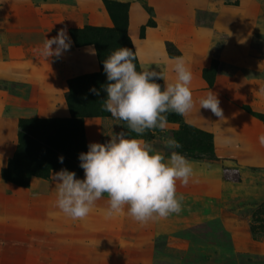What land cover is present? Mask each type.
Listing matches in <instances>:
<instances>
[{
  "label": "rangeland",
  "instance_id": "rangeland-1",
  "mask_svg": "<svg viewBox=\"0 0 264 264\" xmlns=\"http://www.w3.org/2000/svg\"><path fill=\"white\" fill-rule=\"evenodd\" d=\"M107 2L128 6L118 18L120 23L127 18L137 71L150 68L162 72L168 83L174 82L175 58L185 57L164 34L166 24L177 32L188 33L193 43L194 56L185 60L193 73L190 87L194 108L184 116L166 113V130L146 132L143 139L170 157L171 151L177 149L165 148L162 140L175 139L178 131L190 128L198 133V139L192 142L205 146L211 142L205 134L213 135L217 155L214 137L225 133L222 119L216 120L211 110L200 108L199 103L212 91L247 118L234 127L250 138L246 151L258 150L260 138L264 136V0H0V28L14 29L22 24L45 22L65 30L68 11L87 9L97 15V10H103L110 17ZM152 22L155 27L148 26ZM106 45L107 42H101L102 65L117 50ZM102 71L91 88L98 90L99 95L91 89L85 94V103H94L83 106L89 115L83 120L88 150L90 144H106L122 132L127 136L132 134L124 121L114 119L103 110V100L107 98L104 88L109 81L104 67ZM165 83L163 80V87ZM0 90L9 91L10 110L32 108L40 98L35 80L7 76L1 71ZM243 107L260 114L263 120L251 116ZM21 119L32 118L0 117V169H5L10 159L1 147L7 146L10 152L14 150ZM234 145L233 152L241 154V145ZM219 155L217 162L186 158L193 176L186 186L177 181V196H183L182 211L166 219L153 220L150 235L144 228L134 233L136 244L150 245L152 264H264V167L241 166L235 158ZM224 168L238 170L239 182L226 181ZM39 179H34L28 188L0 181V264H98L97 238L93 233H97L94 231L97 218L93 213L97 203L87 218L78 220L79 225L57 207L58 181ZM42 182L44 186L38 184ZM107 199L105 195L100 201L107 202ZM48 209L53 211L47 214ZM50 221L55 222L56 228L49 227ZM240 222H245L249 237H243L240 232L242 238H236L229 231ZM77 230L79 235L83 234L81 243L74 241ZM249 244L252 250L242 251ZM117 252L114 249L110 257L102 255L106 258L104 264H126L123 253L117 256ZM136 252L140 251L135 249Z\"/></svg>",
  "mask_w": 264,
  "mask_h": 264
},
{
  "label": "clouds",
  "instance_id": "clouds-1",
  "mask_svg": "<svg viewBox=\"0 0 264 264\" xmlns=\"http://www.w3.org/2000/svg\"><path fill=\"white\" fill-rule=\"evenodd\" d=\"M69 47L70 38L61 29L56 37L45 39L42 51L46 57L59 56ZM135 59L132 49L121 47L104 60L109 83L104 88L107 98L103 100V110L114 119L124 121L136 135L128 138L127 133L122 132L112 136L106 144H90L89 150L79 156L83 179H77L75 172L68 170H61L52 177L58 181L57 207L71 219L87 218L96 202L105 195L107 217L126 209L132 219L146 224L182 211L183 196H177V181L185 186L189 183L193 176L190 162L176 151L166 157L143 136L157 129L165 131L166 113L184 116L194 108L190 87L193 73L188 62L177 57L172 66L175 80L168 83L160 71L150 68L137 71ZM158 79L166 82L163 88L156 82ZM91 91L99 95L95 88ZM199 103L200 108L222 117L219 99L212 91ZM260 140L264 143V136ZM162 142L170 150L182 147L171 137ZM59 161L63 163V157Z\"/></svg>",
  "mask_w": 264,
  "mask_h": 264
},
{
  "label": "crops",
  "instance_id": "crops-1",
  "mask_svg": "<svg viewBox=\"0 0 264 264\" xmlns=\"http://www.w3.org/2000/svg\"><path fill=\"white\" fill-rule=\"evenodd\" d=\"M68 14L69 21L66 22L64 28H66L65 31L70 38V47L59 56L46 57L42 51L45 39L56 37L60 30L63 29L58 25L39 22L18 25L14 29L4 27L5 29L3 28V30L0 28V33L3 34H0V71L7 76L35 80L40 89V98L37 102L35 101L32 108H19L17 110L9 109V91L0 90L1 118H16L19 116L21 118L39 119L70 118L71 112L66 99L69 92V80L101 71L95 46L77 47L71 37L70 29H81L87 25L112 28L113 22L111 18L103 10H97L96 15L90 13L87 9H78L77 11L73 9L72 11H68ZM96 16L97 19L95 18ZM163 30L170 41L175 43L182 51L185 59L187 58L186 60L194 56L193 43L188 33L184 34L179 32V30L178 33L173 26L167 24L163 26ZM52 47L55 49L57 46L54 44ZM219 102L223 116L218 118L214 114V117L216 120L222 119L221 122L224 126L222 132L225 133L221 137H214L217 155L220 156V153L222 155L225 154L227 157L235 158L241 166L264 167V144L260 143L258 150L249 153L246 150L248 148L247 142L250 141L248 140L250 138L242 135L239 132V127H234L236 125L239 126L240 121L247 120V118L237 108L229 105L227 101L219 99ZM15 115L17 116L15 117ZM234 143L241 145L242 153L243 151L245 152L244 156H242V153L237 155V152H233ZM194 166L196 165L194 164ZM2 169H0L1 182ZM34 179L40 180L39 178H33L31 185ZM45 182L38 184L44 186ZM45 186L46 188L48 187V185ZM55 200H57V195ZM96 203L97 207L93 210V213L95 214V218H97L94 220V224L96 223L97 225L94 231L97 233H93L97 235V237L94 235V238H97V263L104 264L105 261L103 260L106 258L103 259L102 255L107 254L106 256L110 257L114 249H118L117 256L123 253L126 264H152L151 258L153 255L150 251V245L140 247L135 243L134 237V233L138 228L147 230L148 235L152 234V221L146 224L137 223V221L127 214L126 209L122 215L115 214L112 217H107V202L98 200ZM52 211L48 209L47 214ZM231 220H233L232 217ZM51 223L50 221L49 227L51 229L56 228L55 222L50 225ZM78 224L80 225L79 222ZM135 224L137 225L136 228L134 227L136 226ZM126 227L128 228L127 231H125ZM245 230V222L237 223L236 227L229 228V231L233 232V236L236 238H242L240 232L246 238L248 233ZM82 236L83 234L79 235V230H77L75 243H81L79 239ZM247 236L249 237V235ZM148 240L150 241L149 238ZM248 243H251L250 240H248ZM249 245L245 249L242 248V251L247 252L252 250V245ZM256 247L257 244L254 243L253 248L255 249ZM135 249H138L140 252H136L135 254Z\"/></svg>",
  "mask_w": 264,
  "mask_h": 264
},
{
  "label": "trees",
  "instance_id": "trees-1",
  "mask_svg": "<svg viewBox=\"0 0 264 264\" xmlns=\"http://www.w3.org/2000/svg\"><path fill=\"white\" fill-rule=\"evenodd\" d=\"M106 4L114 27L70 29L71 37L77 47L95 46L101 71L103 70L101 42H107L108 45L106 46L109 48L119 49L126 47L133 50V44L128 35L127 18L124 17L122 19L123 23H120L118 18V15H123L128 6L112 2H107ZM148 26L155 27V23L152 22ZM145 31L146 29L144 28L142 36L145 35ZM101 71L69 80V92L66 99L71 118H32L18 121L19 130L14 150L10 152V148L6 150L7 146L1 147V150L9 154L10 157L8 166L1 172L2 179L5 182L28 188L33 178L50 180L55 173L61 170L75 172L77 179L84 178V170L80 167L79 156L81 153L88 151L84 140L83 120L89 115L85 113L83 106L94 104L91 101L85 103V94L90 91L93 84L99 79L103 72ZM209 80L207 79L208 83L210 82ZM156 82L163 88L162 79H158ZM243 110L247 111L251 116L263 120L260 114L254 113L248 107H243ZM135 135V133H132L128 137L132 138ZM205 137L211 141L207 146L200 144L198 141L192 142L193 139H198V133L192 129L178 131L175 134V139L182 147L178 148L176 152L188 159L206 160L208 162L219 161L212 142L213 135L205 134ZM60 157H63V163L59 161ZM223 176L229 182L236 183L240 180V173L236 169L224 168Z\"/></svg>",
  "mask_w": 264,
  "mask_h": 264
}]
</instances>
